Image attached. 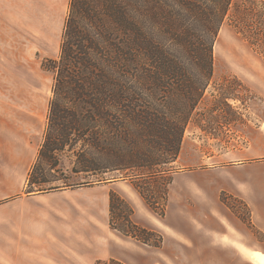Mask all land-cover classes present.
I'll return each instance as SVG.
<instances>
[{
	"label": "trees",
	"instance_id": "1",
	"mask_svg": "<svg viewBox=\"0 0 264 264\" xmlns=\"http://www.w3.org/2000/svg\"><path fill=\"white\" fill-rule=\"evenodd\" d=\"M232 8L236 0H69L58 57L43 64L53 85L38 157L56 159L66 146L80 144L74 155L81 167L72 171L98 172L97 184L112 182L115 177L101 175L116 171L131 179L163 173L178 158L212 79L214 45ZM38 166L39 159L28 174L30 193L80 186L44 179ZM56 181L63 184L42 187ZM115 198L110 194L111 229L161 247V234L129 217L125 227L115 225Z\"/></svg>",
	"mask_w": 264,
	"mask_h": 264
},
{
	"label": "rangeland",
	"instance_id": "2",
	"mask_svg": "<svg viewBox=\"0 0 264 264\" xmlns=\"http://www.w3.org/2000/svg\"><path fill=\"white\" fill-rule=\"evenodd\" d=\"M68 3L69 0H0V156L2 159H39L37 175L47 180L67 178V184H80L64 201L72 208L66 207L62 218L66 225L73 226L74 235L81 241L65 243L58 249L51 247L47 253L68 256L75 260L72 264H98L105 261L100 258L106 251L104 235L97 236L93 244L84 242L83 236L90 235L95 226L98 233L102 229V195L107 188H97L94 196L84 188L98 185L93 182L98 172L72 171L74 167H81L76 164L74 155L80 144L66 146L56 159L38 157L46 135L53 85V74L44 70L43 64L58 57ZM212 68V79L185 128L180 145L181 159H186L191 166L179 169L180 165L173 162L163 167V173L139 179L121 178L117 171L101 175L115 177L112 182H120L118 187L128 194L136 192L148 211L162 220L169 205L172 176L179 171L181 174L173 191L174 202L169 210V219L191 244L195 237L200 238L196 233L199 228L205 229L207 220L198 211L200 202L192 196L201 197L204 194L200 190L202 186L193 184L185 173H201L212 167L218 169L224 163L230 164L234 159L248 156V138L259 127L264 131V0H236V8L230 11L215 42ZM187 71L195 73L196 69L190 67ZM169 149L166 146V153ZM62 184V181H56L42 187ZM187 188L194 191H181ZM26 190L29 192L35 188L27 187ZM115 195V225L125 227L128 225L124 220L127 217L134 223L130 202ZM217 196L220 204L226 206L234 218L246 224L251 238L254 236L257 241L264 239L250 225L246 205L239 198L227 192H218ZM90 203H96V212L86 207ZM220 204L213 205L214 209L218 210ZM161 212L163 216L159 215ZM156 239L155 235L150 237L152 241ZM257 249L264 252L259 244ZM198 256L193 254L184 258L183 254L165 255V252H160L156 261L158 264H208ZM225 260L214 258L209 263L225 264ZM231 262L241 264L236 259ZM1 264L12 263L1 261Z\"/></svg>",
	"mask_w": 264,
	"mask_h": 264
},
{
	"label": "crops",
	"instance_id": "3",
	"mask_svg": "<svg viewBox=\"0 0 264 264\" xmlns=\"http://www.w3.org/2000/svg\"><path fill=\"white\" fill-rule=\"evenodd\" d=\"M247 143L250 154L246 157L234 159L230 164L224 163L218 169L212 167L201 173H185L193 184L202 186L200 190L204 193L201 197L192 194L200 202L198 211L207 220L205 229L199 228L196 233L200 238L195 237L194 243L186 241L182 232L176 230L178 226L169 219V210L174 202L173 191L181 174L179 171L172 176L169 205L162 220L148 211L136 192L128 194L122 191L118 187L120 182L84 188L94 196L97 188L104 186L107 189L102 195V229L98 233L95 226L90 235L83 236V241L93 244L97 236L104 235L106 251L100 258L114 259L123 264H158L156 257L160 252H165V255L183 254L184 258L197 254L208 264H212L209 261L214 258L226 259L225 264H232V259L241 264H256L251 255L264 260V252L257 249L258 244L264 248V239L257 241L254 236L251 238L246 224L234 218L232 212L220 204L217 196L218 192H227L239 198L246 205L250 225L264 236V131L261 127L248 138ZM36 160L2 159L0 156V264L1 261L12 264H72L75 261L68 256L49 255L47 251L51 247L58 249L65 243L81 241L74 235L73 226L66 225L62 218L66 207L72 208L64 201L77 187L44 193L26 192L28 174ZM174 163L180 165L179 169L191 166L186 159H181L180 153ZM181 191L194 190L187 188ZM112 193L130 202L134 210L131 218L135 224L162 234L161 247L147 246L110 228L109 199ZM216 202L220 204L218 210L213 207ZM86 207L96 212V203Z\"/></svg>",
	"mask_w": 264,
	"mask_h": 264
},
{
	"label": "bare ground",
	"instance_id": "4",
	"mask_svg": "<svg viewBox=\"0 0 264 264\" xmlns=\"http://www.w3.org/2000/svg\"><path fill=\"white\" fill-rule=\"evenodd\" d=\"M251 259H252L256 264H264V260H262L258 255H251Z\"/></svg>",
	"mask_w": 264,
	"mask_h": 264
}]
</instances>
